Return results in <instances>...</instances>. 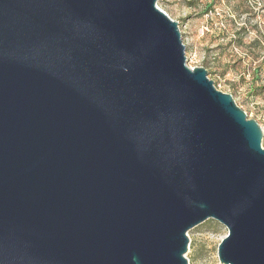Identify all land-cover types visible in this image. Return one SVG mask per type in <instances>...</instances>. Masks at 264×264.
<instances>
[{"label": "water", "instance_id": "obj_1", "mask_svg": "<svg viewBox=\"0 0 264 264\" xmlns=\"http://www.w3.org/2000/svg\"><path fill=\"white\" fill-rule=\"evenodd\" d=\"M160 0H0V264H264V131L187 65Z\"/></svg>", "mask_w": 264, "mask_h": 264}, {"label": "rangeland", "instance_id": "obj_2", "mask_svg": "<svg viewBox=\"0 0 264 264\" xmlns=\"http://www.w3.org/2000/svg\"><path fill=\"white\" fill-rule=\"evenodd\" d=\"M160 0L158 7L179 23L187 65L205 68L215 87L233 95L264 131V0ZM262 145L264 147V138ZM228 230L208 220L189 232V264H221L218 247Z\"/></svg>", "mask_w": 264, "mask_h": 264}, {"label": "trees", "instance_id": "obj_3", "mask_svg": "<svg viewBox=\"0 0 264 264\" xmlns=\"http://www.w3.org/2000/svg\"><path fill=\"white\" fill-rule=\"evenodd\" d=\"M196 1H200V0H196ZM216 1H221V0H211V3H207L206 4L205 9H206L207 12H212V10H213V4Z\"/></svg>", "mask_w": 264, "mask_h": 264}]
</instances>
